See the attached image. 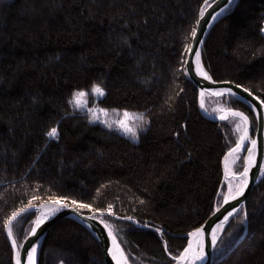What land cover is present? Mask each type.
Masks as SVG:
<instances>
[{
    "label": "trees",
    "instance_id": "obj_1",
    "mask_svg": "<svg viewBox=\"0 0 264 264\" xmlns=\"http://www.w3.org/2000/svg\"><path fill=\"white\" fill-rule=\"evenodd\" d=\"M203 6L205 0L0 3V264H13L4 227L12 212L57 199L89 204L79 209L86 212L111 205L114 216L160 228L166 233L104 217L130 264H176L172 256L186 243L178 236L217 207L222 159L236 143L229 121L200 115L185 69ZM263 29L264 0L226 9L202 47L214 81L264 99ZM94 84L105 91L98 107L139 112L149 122L137 143L72 108L73 93ZM219 98L255 125L241 102ZM52 127L58 139L46 135ZM37 216L28 212L13 222L18 245ZM225 226L212 264H264V177ZM39 264L105 263L91 234L64 219L45 234Z\"/></svg>",
    "mask_w": 264,
    "mask_h": 264
},
{
    "label": "snow or ice",
    "instance_id": "obj_2",
    "mask_svg": "<svg viewBox=\"0 0 264 264\" xmlns=\"http://www.w3.org/2000/svg\"><path fill=\"white\" fill-rule=\"evenodd\" d=\"M205 4H208V0H205ZM209 7L211 5H208ZM206 8H201L200 10V17L203 18L204 14L206 12ZM224 10L221 9V12ZM220 15V13H217L216 16H213L212 19H217V17ZM199 20H197V24H199ZM193 41L196 44H202L203 41L199 40L197 37V30L195 28L192 29L191 32ZM187 51L192 52V54L195 57L194 61V67L189 65L188 71L189 72H195L197 76L202 77L206 81H211L212 83H216L212 79V77L208 74L207 71L204 70L201 63V52L199 50L193 51L191 48L187 49ZM223 83H229L227 81ZM236 88H240L241 85L236 84ZM92 93H94L98 97H103L105 95V91L102 87H100L98 84H94L91 89ZM205 91H210L212 95L218 96V97H238V94L234 92L231 88H220L217 90H202L200 92V108L204 109V96ZM244 92L248 93L249 96H252V92L249 91L248 88L243 89ZM88 95L85 91H76L73 93V99L69 101V103H72L75 108H85L86 103L82 102V99ZM255 100L259 101L260 106H264V99H261L260 97L256 96L253 97ZM88 111L91 113V119L93 122L99 119V116L93 112L91 109H88ZM100 112H104V109H100ZM233 118L234 120H238V123H236V130L241 131L242 135L239 138V141L236 143L235 147L231 149V151L228 153L227 156H225V178L227 179L229 175L232 176V179H238L239 183L236 185L235 189L233 188V185L231 182L228 184V194L224 196V203L227 204L230 200H237L238 197H241L244 195L245 189L248 188L249 185V173L251 172L253 167H256V161H255V153H256V147H257V141L255 139H250L248 135V129H249V116L246 115L243 111H234L232 109L227 110V115H221L219 118L221 121L228 120L229 118ZM257 118H260L259 113H257ZM129 119V113H124V119L123 120H117L112 123H109L107 120L103 121V123L111 129L113 125L115 124L118 128V130L122 131L125 135L130 136L133 140L137 139V133L134 127H130L126 121ZM136 119H139L141 121H144L143 114H140L136 117ZM144 123H147V121H144ZM50 139H58V131L56 127H52L50 131L46 134ZM250 143L251 147H248L247 145ZM245 151L247 155L243 157V160L245 161L243 171L237 173L231 172L230 168L228 167V158L230 156H233L235 153ZM240 159L239 156H236L232 163L235 164L236 160ZM260 172L261 174H264V165L260 166ZM35 199V197H33ZM72 204L75 205L76 209L84 208L88 209L90 208L89 204L86 203H79L77 204L76 201H72ZM34 206L29 203L28 207L21 208L19 211H13L9 219L7 220L5 224V228L7 229V237L8 240L11 243V248L13 249L15 256V264H37V248L35 246L31 247L30 249H25L24 252H21V249H24L23 244L17 243V240L14 238L13 235V221L16 220L19 216H21L22 213H27L32 210ZM69 205L64 202L62 199H57L55 201H49L47 203L41 204V209H46V211H42L39 216H37L36 220L33 222L34 227L31 229V235L36 236L37 229L40 228V226L50 218V216H54L56 213H58L61 209L68 208ZM219 211V209H217ZM237 209H233V211L229 212L225 217L224 220L227 221L229 217L233 216L234 212H237ZM107 213L109 215H115V213L112 210V206L109 205L107 208ZM105 213L104 211L100 212L99 217L93 214L92 216L87 217L88 220H99V223L103 225L105 229H107V234L112 240V248L109 249V254L111 255L112 259L115 261V264H129L128 257L125 255L124 250L121 248L120 244L117 243L116 236L113 234L112 226L110 223H108L105 219H103ZM123 219L132 220V217H123ZM241 224L246 225V214L244 217L240 219ZM144 227H148V225H144ZM222 227V225H217L216 228L212 229L211 233V242L213 248L217 247V241H218V230ZM155 231L157 233H160L163 235V231L160 228H156ZM204 234L205 230L203 228H196L193 231L188 233V237L190 239L188 240L187 247L183 249V251L178 256H172V259L177 262V264H182L184 261H188L189 264H191L192 261L196 260H203L204 257ZM223 243V241H221ZM165 250H167V245L165 244Z\"/></svg>",
    "mask_w": 264,
    "mask_h": 264
},
{
    "label": "water",
    "instance_id": "obj_3",
    "mask_svg": "<svg viewBox=\"0 0 264 264\" xmlns=\"http://www.w3.org/2000/svg\"><path fill=\"white\" fill-rule=\"evenodd\" d=\"M237 2H238V0H209L207 6L205 7L207 10L204 14V17L201 18L199 16L198 20L200 22H199V24L196 23V26H195V29L197 30V37L199 40L203 41V43L202 44H196L193 41V38L191 37V42H190L189 48H191L193 51L199 50L202 54V47H203L204 41H205L206 36H207L208 32L210 31V29L219 20V18L224 14L226 9H228L230 6H234ZM208 5H211V6L209 7ZM203 8H204V6H203ZM221 9H223L224 11L221 12ZM217 13H220V15L217 17V19H215V20L212 19V17L216 16ZM194 61H195V57L192 54V52L187 51V56H186V60H185V69H186L188 77L194 83V85L196 86V89H197V106H198V111H199L200 115L202 117H204L205 119L212 121V122H215V123H224V122H227V121L233 119L230 117L228 120H225V121L220 120L219 117L221 115H227L228 109L225 110L224 112H222L218 116H213L205 110V106H204V109H201L199 106L200 105V92L202 90H217L220 88H231L234 92H236L238 94V97H239V98H237V97H232V98L241 102L250 111V113L252 114V116L254 118L255 124H256V132H255L254 139L257 141V147H256V153H255V161H256L257 166L253 167L251 172L249 173L248 188L245 189L244 195L241 197H238L237 200H230L227 204H225L223 201L219 207H216L214 209L213 213L205 220V222L201 226L198 227V228H203L205 230V234H204V257L205 258L203 260L192 261L191 263H194V264H212V253H213V249H214L212 246V242H211L212 229L216 228L217 225H222V227L218 230V233H219L218 239H219L225 225H227L234 218V216L239 212L240 209L244 208L246 200L249 197L251 191L257 185V183H259L260 180L264 177V174H261V172H260V166L263 163V157H264V106H260L259 101L255 100L253 98V97H256L255 95L249 96L248 93L244 92L243 87H240L238 89L235 87L236 84L231 83V82H229V83H223V82L212 83L211 81H206L202 77L197 76L194 71L189 72L188 67H189V65L194 67ZM201 63H202V60H201ZM202 67H203V65H202ZM206 94L212 95L210 91H205V95ZM212 96H215V95H212ZM215 97H218V96H215ZM204 98H205V96H204ZM232 110L241 111V110H237V109H232ZM257 113H259L260 118H257ZM250 129H251V122H250V118H249L248 135L250 133ZM249 138L251 139L250 135H249ZM249 147H251V145H249ZM230 151L231 150H229L224 155V157L222 159L223 168H224V164H225L224 158H225V156L228 155V153ZM246 155H247V153H246ZM244 164H245V161H244ZM223 176H224V172H223ZM52 201H55V200H52ZM47 202H49V201H45V202H42L40 204L33 205L34 207L29 212H38V216H39L42 211H46V209H41L40 205L47 203ZM67 204L69 205L68 208L61 209L54 216H50V218L47 219L40 226V228L37 229L36 236H32L30 234L31 231L29 232L27 237L22 242V244L24 245V249H21V252L23 253L25 249H30L31 247L35 246L37 248V264H39L40 249H41L42 240H43L45 234L57 222L64 220V219H69V220H73L74 222L82 225L91 234V236L94 238V240L96 241V243L100 247L102 257H103L105 264H115V261L112 259L111 255L109 254V249L112 248V240L107 234V229H105L103 227V225L99 223V220H88L87 219V217L92 216L93 214H95L96 216L99 217L100 212H95V211L86 212L85 210L81 211L79 209H76L74 205L69 204V203H67ZM217 209H219V211H217ZM233 209H237L238 211L234 212L233 216L229 217V219L227 221H225L224 217L229 212L233 211ZM104 213H105L104 217H111V218L117 219L119 221L128 222L130 224L135 225L137 228H140V229H147V230L155 231V229L153 227H144V226H142V225H140L134 221H129V220H126V219H123L121 217L114 216V215H109L107 212H104ZM24 214H26V213H22L21 216ZM104 217H103V219H104ZM164 233H166V232L163 231V234ZM6 237H7V229H6ZM178 237L181 239H185V242H186L185 247H187L188 240L190 239V237H188V234L183 235V236H178ZM7 239H8V237H7ZM117 243H119L118 240H117ZM12 251H13V249H12ZM125 255H126V253H125ZM14 256H15V253L13 251V264H15ZM188 263H189L188 261L182 262V264H188ZM129 264H130V262H129Z\"/></svg>",
    "mask_w": 264,
    "mask_h": 264
},
{
    "label": "rangeland",
    "instance_id": "obj_4",
    "mask_svg": "<svg viewBox=\"0 0 264 264\" xmlns=\"http://www.w3.org/2000/svg\"><path fill=\"white\" fill-rule=\"evenodd\" d=\"M11 1L12 0H0V3H9ZM86 93H88V95H86L82 99V102L86 103V107L85 108H82V109L81 108H75L73 106V104L71 103L72 104V108L76 112H78L80 114H83V115H86L87 118H88V121L91 124L99 125V126L105 128L107 130L114 131L117 134L125 137L126 139L130 140L133 143H137L138 142L140 134L144 133L147 130L148 125H149V122L145 118H144V121H147V123H144V121H141L139 119H136V117L139 116L142 113L134 112V111H127V110H119V109H104V108H100L95 103V100L97 98H100V97H98L94 93H92L91 90L89 92H86ZM72 99H73V96H72L71 100ZM228 103H229V99L228 98H224L223 99V98L215 97V96H212V95L211 96H206L204 98L205 110L209 114H211L213 116H218L222 112H224L225 110L231 109V108L228 107ZM88 109H91L93 112H95L99 116V119L96 120L95 122H93L92 119H91V113L88 111ZM100 109H104V112H100ZM125 112L129 113V119L126 121V123L130 127H134L135 130H136L137 139H135V140H133L130 136L125 135L122 131L118 130V128H117V126L115 124L113 125V127L111 129H109L103 123V121H105V120H107L109 123H112V122L117 121V120H123ZM229 123L231 124L230 127L232 128V131L235 134L236 142H237V140L239 139V135L242 134L241 131L235 130L236 129V123H238V120L231 119V120H229ZM231 149H229V150H231ZM236 156H238V155L235 153L233 156H230L228 158V167L230 168L231 172L238 174L239 172L243 171V167L240 168V166L242 165L241 164L242 163L241 160H238V163H237V160H236V165L232 163V160ZM223 172H224V179H223L222 188H221V190L219 192V195H218L217 207H219L222 204V202L224 201V199H223L224 196L228 194V187L227 186H228L229 182L232 183L234 189H235L236 185L239 183V180L238 179H232L231 175H229V177L227 179L225 178V164H224ZM33 226H34V224H33ZM112 229H113V226H112ZM191 264H194V263H191Z\"/></svg>",
    "mask_w": 264,
    "mask_h": 264
},
{
    "label": "flooded vegetation",
    "instance_id": "obj_5",
    "mask_svg": "<svg viewBox=\"0 0 264 264\" xmlns=\"http://www.w3.org/2000/svg\"><path fill=\"white\" fill-rule=\"evenodd\" d=\"M250 122H251V120H250ZM254 123H255V122H254ZM252 126H253V123L251 122V129H250V133H249V135L254 139L255 132H256V124L253 126L254 128H253ZM252 128H253V129H252ZM254 129H255V130H254ZM252 130H253V131H252ZM241 135H242V134H241ZM241 135H239V138H240ZM252 138H251V139H252ZM238 141H239V139L237 140V142H238ZM237 142H236V143H237ZM235 145H236V144H235ZM249 145H250V143H249L247 146L249 147ZM233 147H235V146H233ZM233 147H232V148H233ZM239 153H240V154H239ZM236 154H237L238 156H240V160L242 161L241 164L243 165V166H242V165H241V166L244 167V160H243V157L246 156V152H245V151H241V152H238V153H236ZM238 160H239V159H237V163H238ZM235 164H236V162H235ZM263 164H264V157H263V163H262V165H263Z\"/></svg>",
    "mask_w": 264,
    "mask_h": 264
},
{
    "label": "bare ground",
    "instance_id": "obj_6",
    "mask_svg": "<svg viewBox=\"0 0 264 264\" xmlns=\"http://www.w3.org/2000/svg\"><path fill=\"white\" fill-rule=\"evenodd\" d=\"M229 8H230V7H229ZM263 32H264V29H263ZM202 49H203V48H202ZM204 106H205V104H204ZM243 112H244V111H243ZM248 116H249V115H248ZM253 119H254V118H253ZM254 122H255V121H254ZM253 126H254V124H253ZM253 126H252V127H253ZM253 128H254V127H253ZM253 128H252V129H253ZM235 130H236V129H235ZM254 130H255V129H254ZM252 131H253V130H252ZM250 137H251V136H250ZM251 138H252V137H251ZM252 139H253V138H252ZM239 154H240V153H239ZM239 157H240V156H239ZM239 160H240V159H239ZM235 165H236V164H235ZM242 166H243V165H242ZM235 167H236V166H235ZM109 218H111V217H109ZM225 227H226V226H225ZM42 241H43V240H42Z\"/></svg>",
    "mask_w": 264,
    "mask_h": 264
}]
</instances>
